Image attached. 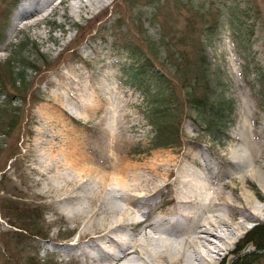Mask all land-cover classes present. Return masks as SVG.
<instances>
[{"label":"rangeland","instance_id":"obj_1","mask_svg":"<svg viewBox=\"0 0 264 264\" xmlns=\"http://www.w3.org/2000/svg\"><path fill=\"white\" fill-rule=\"evenodd\" d=\"M26 1L0 0V65L18 66L21 55L35 62L34 69L22 72L24 89L12 88L8 73L3 86L0 81V105L12 101L19 109L16 129L0 128V264H74L71 254L59 249L66 234L53 213L59 205L46 196V180L35 170L42 168L49 148L82 146L102 170L118 150L132 164L178 161L197 175L217 171V183L237 175L230 149H242L247 164L253 157L264 164V0H106L96 11L84 6L73 15L62 6L40 22L36 18L15 27V11ZM125 39L146 52L158 81L172 93L169 106L181 122L176 145L153 146L151 106L124 83L122 69L130 62L118 46ZM200 57L214 96L231 107L227 119L210 129L185 116L196 114L187 103L191 87L183 86L184 76ZM58 70L80 85L47 84V78L56 81ZM157 85L152 83L153 91ZM69 90L76 97L95 93L86 100L50 97ZM246 180L243 188L264 207V190ZM171 197L167 189L151 215L165 214ZM13 204L37 215L39 231L30 229L37 236H20L23 213L8 207ZM263 222L264 214L245 223L213 264H234L252 254L257 255L251 264H264V248L249 242L251 229Z\"/></svg>","mask_w":264,"mask_h":264},{"label":"bare ground","instance_id":"obj_2","mask_svg":"<svg viewBox=\"0 0 264 264\" xmlns=\"http://www.w3.org/2000/svg\"><path fill=\"white\" fill-rule=\"evenodd\" d=\"M87 1L71 5V14L84 6L96 11L103 2ZM44 9L27 2L15 11L14 26L45 16ZM55 77L46 83L55 88L80 85L59 70ZM94 93L76 97L70 90L56 91L50 97L86 100ZM241 151L229 150L237 175L218 183L217 171L197 175L178 161L132 164L120 150L107 163L108 170H102L87 158L84 147L76 145L55 152L47 149L42 168L35 170L46 180V196L59 205L53 213L66 226L59 249L71 254L74 264H213L245 223L264 214L261 199L243 188L249 177L264 190V164L254 157L247 164ZM167 189L172 206L153 217L151 211ZM149 219L155 224L152 235L140 229ZM79 253L84 260L77 258Z\"/></svg>","mask_w":264,"mask_h":264},{"label":"trees","instance_id":"obj_3","mask_svg":"<svg viewBox=\"0 0 264 264\" xmlns=\"http://www.w3.org/2000/svg\"><path fill=\"white\" fill-rule=\"evenodd\" d=\"M244 14L249 16L245 10ZM1 28L2 25L0 26ZM251 29L249 28L248 30ZM1 37L2 33L0 31ZM23 48L20 47L19 52ZM118 48L127 55L130 62L129 66H125L122 69L123 74L126 76V80L124 79L125 85L137 90L143 100L146 101L145 105L151 106L148 114L154 128L152 137L153 146L155 148H166L176 145L179 143L181 122L169 106V103L173 99L172 93L167 92L164 84L158 81V74L154 70L151 60L147 57L146 52L142 51L137 44L125 39L121 45L119 44ZM34 63L29 61V57H23L21 55L18 66H11L9 61H6L5 65H0V81L2 86L5 84L3 77L5 73H8L9 83L12 85V88L17 90L24 89L25 77L22 75V72L25 68L34 69ZM192 65L194 69L188 73L189 77L187 75L184 76L183 86L185 88L191 87L189 93H187V103L196 115L195 118L189 113H186L185 116L189 117L198 125L204 124L205 129H210L212 126L217 127L227 119L225 112H231V107H228L229 102L214 96V89L208 79V69L204 58L200 57L198 63H193ZM156 82L158 83V88L153 91L152 83ZM0 92H2L1 89ZM8 97L10 98L11 95H8ZM18 110L17 107L12 106V101L0 105V128H7L9 131L16 129L18 124ZM2 115L7 118L2 120ZM1 133L6 134L8 132H2L1 130ZM8 207L15 209L19 213H23V217L20 219L22 223L21 227H19L21 229L20 236L26 234L28 236L38 235L36 232L30 230L34 228L39 231L37 215L31 211L27 212L28 209L25 205H22L21 208L15 204L12 206L8 205ZM249 234H251L249 242H253L259 249L264 248V222L254 226ZM256 255L252 254L241 257L234 264H251Z\"/></svg>","mask_w":264,"mask_h":264}]
</instances>
